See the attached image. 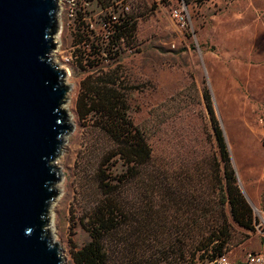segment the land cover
Masks as SVG:
<instances>
[{
	"label": "rangeland",
	"instance_id": "1",
	"mask_svg": "<svg viewBox=\"0 0 264 264\" xmlns=\"http://www.w3.org/2000/svg\"><path fill=\"white\" fill-rule=\"evenodd\" d=\"M57 4L52 59L69 86L64 111L70 130L55 159L60 178L49 223L62 264H74L72 253L90 239L85 217L103 195L98 177L103 173L116 183L126 176L122 160L105 161L112 144L95 116L83 111L89 83L108 66L126 82L123 92L132 125L143 133L150 149L148 162L114 194L125 202L127 218L117 217L130 224L128 235L144 229L151 215H164L170 233L183 223L194 230L195 218L189 219L196 217L203 224L209 209L216 208L226 214L224 254L239 258L253 250V244L260 243L253 211L264 215V0H57ZM179 6L187 15L182 29L169 14ZM109 13L116 16V23H128V32L119 41L111 40L114 22L108 20ZM212 117L221 128L236 184L250 205L252 229L236 225L227 215L226 203L219 204L216 193L223 180ZM199 208L205 211L197 215ZM167 233L160 237L164 240ZM124 235V229H117L103 237L107 262L113 244L120 245ZM196 239L192 233L184 235L180 239L186 243L184 255L176 256V243L165 255L155 252L150 264H200L211 257L213 242L194 251Z\"/></svg>",
	"mask_w": 264,
	"mask_h": 264
},
{
	"label": "water",
	"instance_id": "2",
	"mask_svg": "<svg viewBox=\"0 0 264 264\" xmlns=\"http://www.w3.org/2000/svg\"><path fill=\"white\" fill-rule=\"evenodd\" d=\"M57 11V0H0V264H62L48 229L70 130Z\"/></svg>",
	"mask_w": 264,
	"mask_h": 264
},
{
	"label": "trees",
	"instance_id": "3",
	"mask_svg": "<svg viewBox=\"0 0 264 264\" xmlns=\"http://www.w3.org/2000/svg\"><path fill=\"white\" fill-rule=\"evenodd\" d=\"M112 26L114 34L111 40L119 41L128 32V23L120 22ZM91 46L93 45L91 44ZM125 83L118 79L116 68L108 66L105 69H100L87 87L86 108L83 107L84 114L95 116L98 128L112 144L111 149L107 152L108 155L105 156V161L114 157L122 160L126 176L123 179H116V183H113L109 175L106 176L102 173L98 177L97 184L103 195L90 207L88 215L85 217L90 239L72 253L73 263L150 264L155 252H158L159 256L165 255V251L176 243H179L176 256L181 257L184 255L186 243L180 239L189 233L197 236L194 242V251L205 250L213 242L209 247L213 249L210 258L224 253L228 233L226 214L221 209H209L210 215L205 217L206 221L203 224L197 222L196 217H191L189 221L195 218L194 230L187 229V223L185 226L184 223L180 226L174 225V233H170L169 229L165 227L164 215H155L154 217L151 215V218L144 222V229L137 230L135 236L132 237L127 233L130 230V224L127 221H123V223L119 221L117 216L126 219L128 211L125 202L121 198H116L114 194L119 192V186L124 184L128 178L137 174L139 166L144 165L150 159V149L143 133L135 125H132L127 111V99L123 92V89L126 88ZM203 95L207 102V108L212 114L207 92L204 91ZM211 121L221 162V168L218 170L221 171L223 180L218 188L219 193H216L219 204L226 203L227 215L236 225L244 229H252V211L236 184L234 169L230 163L221 128L213 117ZM166 208L167 206L163 205L161 210L166 213ZM195 211L198 215L205 209L199 208ZM117 229H124L125 235L120 245L113 244L111 262H107L106 250L108 248L104 247L102 239L104 236L113 235ZM165 231H168V236L163 240L160 234ZM152 246H154V250L149 251Z\"/></svg>",
	"mask_w": 264,
	"mask_h": 264
},
{
	"label": "built area",
	"instance_id": "4",
	"mask_svg": "<svg viewBox=\"0 0 264 264\" xmlns=\"http://www.w3.org/2000/svg\"><path fill=\"white\" fill-rule=\"evenodd\" d=\"M171 19L182 29L186 26L187 15L183 6L171 8L169 11ZM108 20L116 24V16L109 13ZM254 222L253 229L264 238V215L258 210L253 211ZM200 264H235L224 253L216 255L212 258L203 260ZM240 264H264V251L248 250L243 253V259Z\"/></svg>",
	"mask_w": 264,
	"mask_h": 264
},
{
	"label": "crops",
	"instance_id": "5",
	"mask_svg": "<svg viewBox=\"0 0 264 264\" xmlns=\"http://www.w3.org/2000/svg\"><path fill=\"white\" fill-rule=\"evenodd\" d=\"M257 236L260 239V243H255L251 247L254 251H264V238L261 237L259 234ZM243 259V254L239 258H230L231 261H233L235 264H240Z\"/></svg>",
	"mask_w": 264,
	"mask_h": 264
},
{
	"label": "bare ground",
	"instance_id": "6",
	"mask_svg": "<svg viewBox=\"0 0 264 264\" xmlns=\"http://www.w3.org/2000/svg\"><path fill=\"white\" fill-rule=\"evenodd\" d=\"M58 1H59V0H58ZM66 97H67V95H65V101L62 103V108H63L64 110L67 109V108H66V104H67ZM68 98H69V97H68ZM59 156H60V155H59ZM50 205H51V204H50ZM48 209H49V214H51V212H52V210H51V206H50ZM50 225H51V222L48 224L49 233H51V235H53V234H52L53 232H51L52 229L50 230Z\"/></svg>",
	"mask_w": 264,
	"mask_h": 264
}]
</instances>
